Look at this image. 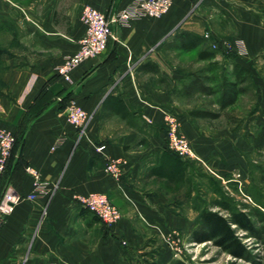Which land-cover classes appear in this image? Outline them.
Wrapping results in <instances>:
<instances>
[{
	"label": "crops",
	"instance_id": "0c3cea01",
	"mask_svg": "<svg viewBox=\"0 0 264 264\" xmlns=\"http://www.w3.org/2000/svg\"><path fill=\"white\" fill-rule=\"evenodd\" d=\"M133 1L0 0L2 13L18 7L25 37L17 56L1 57L0 129L22 138L0 174V189L12 187L23 198L0 227V264H171L165 235L175 228L192 239L203 185L226 184L233 175L247 185L250 142L227 123L219 128L217 117L194 113L215 111L219 97L212 102L218 93L199 90L189 78L181 47H194L195 63L204 61L198 53L212 49L211 41L241 39L246 52H235L234 61L259 75L264 0H174L161 17L114 22L117 38L75 67L71 81L58 73L85 33L84 5L111 17ZM214 50L212 60L219 57ZM70 99L91 114L84 135L67 119ZM167 112L199 160L167 149ZM114 158L125 160L119 178L105 170ZM27 166L47 182L48 192L36 199L27 197L35 182ZM90 192L106 193L120 209L114 226L80 203L79 195Z\"/></svg>",
	"mask_w": 264,
	"mask_h": 264
},
{
	"label": "rangeland",
	"instance_id": "374dc122",
	"mask_svg": "<svg viewBox=\"0 0 264 264\" xmlns=\"http://www.w3.org/2000/svg\"><path fill=\"white\" fill-rule=\"evenodd\" d=\"M10 6L7 12L0 11V89L3 86L5 72V65L1 57L17 56L25 48L24 32L20 30L19 14L16 12L18 7L13 4ZM227 40L228 38L219 39L221 46L216 48L219 52V57L216 60L195 61L194 63L193 59L196 57L194 47H181L185 49L183 50L184 57H186L187 65L191 67L189 78L200 77L214 88L222 73L229 75L235 59V51L229 46L223 45V42ZM173 48L177 47L171 46V53L176 50ZM212 49L215 48L212 47ZM173 55L177 57V52H174ZM247 85V91L240 95L234 105L224 110H221L218 105L212 112L219 113L216 120L219 128L227 123L232 129L234 127L233 130L243 132V135L249 140L247 133H255L256 128L264 121V68H261L259 75L255 77L252 73L251 80ZM214 97H219V94H213L209 99L213 102ZM248 164L249 177L246 186L242 187L240 182H235L234 179L237 177L233 175L232 182H226V184L221 181L212 182L211 186L204 184L200 197L202 207H209L228 215V211L217 205L220 201L225 200L250 215L257 233L254 235L242 229L237 230V234L248 249V254L244 257H236L212 240L197 242L193 238L182 237L181 231L176 229L181 233L184 247L183 253L177 256L168 244L176 260H182L187 264H264V148H256L250 142ZM171 264L175 263L171 262Z\"/></svg>",
	"mask_w": 264,
	"mask_h": 264
},
{
	"label": "built area",
	"instance_id": "2783aa9c",
	"mask_svg": "<svg viewBox=\"0 0 264 264\" xmlns=\"http://www.w3.org/2000/svg\"><path fill=\"white\" fill-rule=\"evenodd\" d=\"M173 2L174 0H135L111 17L91 5H84L81 10V20L85 25V33L78 41L77 50L67 55L57 67L58 73L67 81H71V72L75 67L88 58L101 55L107 49L110 40L117 38L112 28L114 22L127 24L131 19L143 16L161 17L169 11ZM204 36L210 38V33L207 32ZM210 44L215 49L221 46L219 41H211ZM223 45L229 46L236 53L243 54L246 52L245 44L241 39H235L232 42L227 40L223 42ZM66 113L68 121L78 127L81 135H84L91 114L74 99H70L66 104ZM165 123L167 149L180 157L199 160L200 158L192 142L180 131L176 115L172 112H167L165 114ZM15 141L16 137L12 131L0 129V174H3L6 170L7 160L11 155ZM96 148L101 151L104 145ZM124 162L125 160L121 158L108 159L105 170L113 177L119 178L121 175V164ZM26 170L35 179L34 189L27 197L36 199L38 196L47 193V182L42 179L40 172L32 166H27ZM22 198L23 196L12 187L0 189V227L5 217L14 211ZM78 199L85 208L94 212L109 227L114 226L121 218L120 209L106 193L90 192L85 195H79ZM165 239L177 256L183 253L184 247L181 233L178 230L169 231L165 235Z\"/></svg>",
	"mask_w": 264,
	"mask_h": 264
},
{
	"label": "trees",
	"instance_id": "16d2710c",
	"mask_svg": "<svg viewBox=\"0 0 264 264\" xmlns=\"http://www.w3.org/2000/svg\"><path fill=\"white\" fill-rule=\"evenodd\" d=\"M198 55L199 59L212 60L215 58V50L211 48H204L199 51ZM220 77V80L216 81L214 88L207 85L200 77H194L192 81L195 82L196 87L199 90L204 92H217L219 94L218 102L220 109L224 110L225 108L234 105L238 101L240 95L247 91V84L251 80L252 71L250 68L234 61L229 75L222 73ZM194 113L203 116H219L218 112L208 110H197L194 111ZM14 134L16 141L11 155L15 146L22 138L21 133L14 132ZM247 134L249 135V141L254 145V147L264 148V121L256 128L255 133L248 132ZM217 205L221 209L228 211L229 214L225 215L218 210H213L209 207H202L200 211L199 225L193 232V240L197 242L212 240L236 257L246 256L248 254V249L243 243L241 237L237 234V230L242 229L255 235L257 230L253 220L245 210L234 207L225 200L220 201ZM174 263L187 264L182 260H175Z\"/></svg>",
	"mask_w": 264,
	"mask_h": 264
}]
</instances>
